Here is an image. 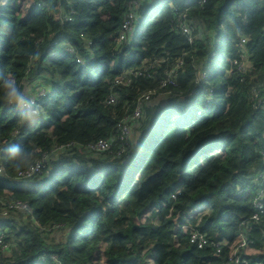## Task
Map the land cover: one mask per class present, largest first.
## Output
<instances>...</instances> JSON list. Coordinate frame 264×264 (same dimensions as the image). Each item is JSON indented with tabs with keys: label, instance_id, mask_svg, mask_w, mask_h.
I'll use <instances>...</instances> for the list:
<instances>
[{
	"label": "trees",
	"instance_id": "trees-1",
	"mask_svg": "<svg viewBox=\"0 0 264 264\" xmlns=\"http://www.w3.org/2000/svg\"><path fill=\"white\" fill-rule=\"evenodd\" d=\"M32 1L24 18L20 0L0 6V75L32 96L38 86L50 90L36 101L42 114L32 124L0 99V148L31 151L21 169L0 158V264H96L103 245L118 249L104 264H226L244 221L254 251L247 264H264V214L252 220L264 170V0H154L121 44L129 0ZM171 5L188 12L193 39ZM243 37L248 71L238 66ZM179 62V86L162 88ZM132 71L127 86L114 85ZM167 92V103H156ZM147 93L155 95L131 141L114 140L97 155L85 149L117 138ZM44 161L41 174L18 181ZM238 186L252 192L239 195ZM191 231L210 245H192ZM219 242L228 245L215 255Z\"/></svg>",
	"mask_w": 264,
	"mask_h": 264
},
{
	"label": "built area",
	"instance_id": "built-area-1",
	"mask_svg": "<svg viewBox=\"0 0 264 264\" xmlns=\"http://www.w3.org/2000/svg\"><path fill=\"white\" fill-rule=\"evenodd\" d=\"M154 0H129L128 2V9L126 11L125 14V18L124 21L122 23V27H121V31H120V35H119V44L123 43L124 41H129L132 40V38L134 37L137 27L141 22V10L143 8V6L148 3V2H152ZM1 0H0V4H1ZM171 7L173 8L174 11V15L178 20V24H179V30L182 32V34L189 36L190 40L193 39V35H194V31H195V26L193 23L191 22H186V13H188L187 11L182 12L178 7L171 5ZM72 18L69 16H64L62 17L61 22L63 23L64 21H71ZM204 31V30H203ZM248 38L243 37L242 42L240 44V46L242 47V52L244 53L242 56L243 61H245L244 63H241L240 65L235 62V64L239 66V69L241 71H248L251 68V64L249 63V55L247 54V50L245 49V44L247 43ZM88 44L90 45L91 43L88 42ZM56 53H58L59 51H61L62 49H64V45H58L56 46ZM66 48L71 51L74 52V48L70 47V46H66ZM55 53V54H56ZM90 60H94L95 57L93 55L89 56ZM87 59L82 58V57H78L77 58V62L79 64H81L82 66H84L85 61ZM182 64V62H179L176 66V68H174V70H172L171 72H169L167 74V78L166 80L162 83V88H166L168 86H173V87H178L179 84L176 80V73L175 70ZM196 70L199 72L198 73V78H197V83L199 85L203 84L204 81L206 80V72L201 69V65L196 66ZM138 72L136 71H132L129 72L127 75L125 76H120L115 80L114 85H120V86H127L128 83L130 81H128L126 79L127 76H137ZM110 83V82H108ZM31 88H29L30 90ZM33 92V96L36 98V101H41L43 99H45L50 90L46 87L43 86H38L35 89H31ZM154 93H147L142 95L139 99H138V103L136 106V109L134 111V113L130 116V115H126L123 120L120 121L119 123V132H118V136L117 138H113L111 140H99L96 143L93 144H89L86 146V150L89 153H93L94 155H97L99 153H103L106 151H109L112 147V143L114 142V140H121L123 142H129L133 139V135H134V130L137 129L139 127V120L141 119L142 115H143V108L145 105L147 104H151L154 98ZM170 92H167L165 95L162 96H158L156 99V103L159 104H166L167 100L169 98ZM256 98H258V94L256 95V97L253 100H256ZM117 101V97L115 95H112L108 98L107 103L108 104H115ZM188 105H190L192 103L191 100L187 101ZM198 115H201V111L197 112ZM74 143H70L67 144L65 146H61L59 149H66V148H70L71 146H73ZM125 149L122 150V152H124ZM46 161L37 164L36 166L31 167L29 170L25 171V172H21L18 174L17 179L18 181L22 180V179H29L31 177H33L35 174H41L42 173V169L44 168V166L46 165ZM2 171L0 170V173ZM259 190L256 193V196L254 198L253 201V207L255 209V213L252 217L253 221H259L260 217L262 214H264V170L261 171V173H259L258 175V183H257ZM236 192L239 195H247L249 193L252 192V190L248 187H243V186H238L236 188ZM173 199H176V196L173 195L172 196ZM11 208H16L18 210H27L28 207L27 205L23 204V203H16L14 205L11 206ZM4 217H7V213L3 214ZM247 228H249V224L247 221H244L240 224V229L238 231V240L236 241V243L230 247L231 249V254H230V261L226 264H247V255H250L252 253H254V251L252 249H250V245L252 244V241L249 239L248 234H247ZM186 232L190 231L191 228H186L185 229ZM190 243L192 245L197 246L198 249H205L206 247H208L210 245V240L208 239V236L206 234L197 232V231H191L190 233ZM213 253L215 255H219L221 253V247L222 246H227L228 242H224V243H213ZM5 248V246H3V249ZM245 253V254H243Z\"/></svg>",
	"mask_w": 264,
	"mask_h": 264
},
{
	"label": "clouds",
	"instance_id": "clouds-1",
	"mask_svg": "<svg viewBox=\"0 0 264 264\" xmlns=\"http://www.w3.org/2000/svg\"><path fill=\"white\" fill-rule=\"evenodd\" d=\"M0 99L13 106L18 112L19 120L26 124L35 123L42 114L36 98L29 93L25 85L19 84L14 77L0 75ZM30 156V150L15 143L0 148V158L14 162L17 169L29 165Z\"/></svg>",
	"mask_w": 264,
	"mask_h": 264
},
{
	"label": "rangeland",
	"instance_id": "rangeland-1",
	"mask_svg": "<svg viewBox=\"0 0 264 264\" xmlns=\"http://www.w3.org/2000/svg\"><path fill=\"white\" fill-rule=\"evenodd\" d=\"M4 1V0H1ZM32 0H20L19 2V13L21 18H24L27 15L29 7L32 5ZM5 2H1L0 6H4ZM118 250V249H116ZM115 248H111L109 246L103 245L100 247V256H101V261L96 258L95 263L96 264H104L106 261V258L108 257L109 253H112L116 251Z\"/></svg>",
	"mask_w": 264,
	"mask_h": 264
}]
</instances>
